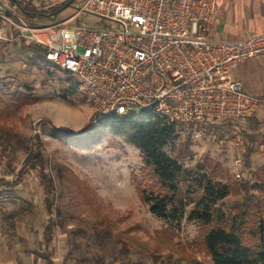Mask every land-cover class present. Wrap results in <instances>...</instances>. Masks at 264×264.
<instances>
[{
  "label": "rangeland",
  "instance_id": "rangeland-1",
  "mask_svg": "<svg viewBox=\"0 0 264 264\" xmlns=\"http://www.w3.org/2000/svg\"><path fill=\"white\" fill-rule=\"evenodd\" d=\"M32 1L62 7L69 0ZM0 8L1 15L8 10L22 18L5 0ZM72 14L68 7L34 23H57ZM12 22L19 24L16 18ZM70 23L91 25L84 14ZM14 29L0 22V34H6L0 38V183H12L20 173L22 177L14 187H0V264H209L196 244L199 227L187 220L190 208L168 222L150 214L133 183L134 177L141 179L139 151L108 135L103 122L86 125L96 115L92 102L63 100L71 77L50 63L53 76H46L42 62L30 63L19 38L7 35ZM245 70L250 93L264 98V54L247 61ZM232 75L236 79V70ZM56 128H66L73 139ZM177 134L164 151L194 178L213 172L223 184L254 183L253 170L264 166V120L208 119L192 128L181 124ZM35 137L52 180L48 196L38 171L24 168L26 153L17 145V140L32 145ZM248 148L250 171L243 168ZM238 200L240 196H230L225 203L231 207ZM48 228L53 237L46 245Z\"/></svg>",
  "mask_w": 264,
  "mask_h": 264
},
{
  "label": "built area",
  "instance_id": "built-area-1",
  "mask_svg": "<svg viewBox=\"0 0 264 264\" xmlns=\"http://www.w3.org/2000/svg\"><path fill=\"white\" fill-rule=\"evenodd\" d=\"M71 8L67 19L37 27L8 10L0 18L46 49L92 102L96 122L136 112L198 124L250 118L264 106L231 76L234 64L264 52V34L214 37L217 0H74ZM81 14L90 26L70 23Z\"/></svg>",
  "mask_w": 264,
  "mask_h": 264
},
{
  "label": "trees",
  "instance_id": "trees-1",
  "mask_svg": "<svg viewBox=\"0 0 264 264\" xmlns=\"http://www.w3.org/2000/svg\"><path fill=\"white\" fill-rule=\"evenodd\" d=\"M5 1L32 27L39 26L34 23L35 20L47 21L61 7L47 6L43 2L32 0ZM7 16L15 19L9 14ZM0 22L4 21L0 18ZM12 31L7 34L10 40L18 35L16 29ZM19 41L23 43L24 53L30 63L38 65L42 62L47 67L45 75L53 76L49 71L51 66L45 58L46 49L20 38ZM67 83L71 86L62 90L63 100L67 97L87 99L77 89L72 78H68ZM21 99L20 97L17 101L22 102ZM95 117L86 125L95 121ZM102 122L108 135L122 139L139 151L143 164L140 169L141 179L134 177L133 183L141 203L148 206L152 216L168 222L176 217L181 218L185 209L190 208L187 220L198 225L200 232L196 244L209 258V264H264V166L253 170L254 183L242 180L239 184H223L214 179L213 172L194 178L177 158L169 157L164 151L177 139L180 123L169 122L154 114L136 112L109 116L98 121ZM187 125L192 128L196 124ZM56 130L63 131L68 140L73 139L72 133L66 128ZM1 132L0 141L3 140ZM29 143L32 145L28 141L17 140V145L26 153L23 166L38 171L41 185H45L42 189L45 196H48L52 190V180L46 172L42 145L36 137ZM251 153V148L244 152L243 168L246 171L252 169ZM21 177V173L17 174L14 182L4 181L0 183V187H14ZM253 191H258L259 195L250 194ZM230 196H240V200L231 207L225 203ZM49 230L48 228L43 233L46 245L52 243L53 236Z\"/></svg>",
  "mask_w": 264,
  "mask_h": 264
},
{
  "label": "crops",
  "instance_id": "crops-1",
  "mask_svg": "<svg viewBox=\"0 0 264 264\" xmlns=\"http://www.w3.org/2000/svg\"><path fill=\"white\" fill-rule=\"evenodd\" d=\"M217 2L218 23L212 32L214 37H217L221 40H237L245 37L264 34V0H217ZM88 20L90 23L94 21L92 19ZM262 54H264V52L258 54L257 56ZM253 58L239 61L234 64L231 69L232 78L238 81L242 85L243 90L250 95L253 94L250 93L248 89V84L244 79V74L247 75V69L245 70L246 62ZM234 70L237 72L236 79L232 75ZM253 96L257 97L256 95ZM232 120L254 122L258 124L264 120V110L258 111L250 118ZM251 138L252 136L249 138L250 141H252ZM260 151L262 152L263 149H260Z\"/></svg>",
  "mask_w": 264,
  "mask_h": 264
},
{
  "label": "water",
  "instance_id": "water-1",
  "mask_svg": "<svg viewBox=\"0 0 264 264\" xmlns=\"http://www.w3.org/2000/svg\"><path fill=\"white\" fill-rule=\"evenodd\" d=\"M73 1H74V0H69L64 6H62L61 8H59V9H58L56 12H54L53 14L56 15V14H58L60 11L66 9V8H68V7H71ZM53 14H49V15H53ZM49 15H47V16H49Z\"/></svg>",
  "mask_w": 264,
  "mask_h": 264
}]
</instances>
